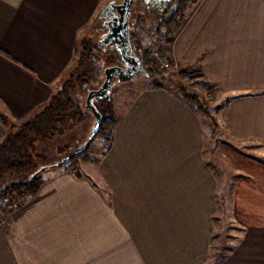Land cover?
<instances>
[{"label": "crops", "instance_id": "obj_1", "mask_svg": "<svg viewBox=\"0 0 264 264\" xmlns=\"http://www.w3.org/2000/svg\"><path fill=\"white\" fill-rule=\"evenodd\" d=\"M113 3L0 0V143L2 117L19 125L49 102ZM172 50L226 102L223 190L205 152L209 117L148 80L116 112L92 175L54 170L0 221V264H264V0H197Z\"/></svg>", "mask_w": 264, "mask_h": 264}, {"label": "rangeland", "instance_id": "obj_2", "mask_svg": "<svg viewBox=\"0 0 264 264\" xmlns=\"http://www.w3.org/2000/svg\"><path fill=\"white\" fill-rule=\"evenodd\" d=\"M122 1L123 0H117V3H121ZM196 2L197 0H188L186 9L183 13L181 22L182 24H184L188 18L189 9H191V7H193ZM166 3L167 2L165 0H134L131 9L130 27L128 31L131 44L133 46L134 53L132 52V54L136 55L138 53H142V51H138L136 47L137 45H140L142 49L151 48V57L153 60L152 66L157 71V74H159L160 77L164 79V82L167 81L169 84L168 87L173 90H175V87L184 88L190 94L197 96L205 109L208 110L213 120L209 118L212 123L208 121V119H206L204 123L206 130L205 135L207 136L205 152L207 154V159L211 162L213 169L215 170V174L218 175L219 191H221L223 190V183L220 178H222L226 171L229 172V175H232L231 167L229 168L227 164L225 165L226 162L222 155L221 150L223 145H221L222 138L218 128L217 120V113L219 112L218 109L224 104V100L221 98L218 88L211 85L210 82H207L206 79L203 78L202 70L199 66H193V68H191L189 65H187L182 67V64L174 59V55L171 53V51H173L172 48L174 47L175 38L179 31L176 30L174 33L160 29L158 31L159 20L152 10L155 6H159L162 8V10H165ZM170 11V14H172L174 12V8H172ZM157 14H160V12ZM139 15L143 18V20L138 21L136 19V17ZM105 33L106 28L100 29V25L95 24L89 29L86 37L90 35L93 39V42H102L104 40V43H106L105 45H109L107 44L108 42L106 37L104 38ZM155 52H159L160 54L165 55L167 58L170 57L171 61L174 64H178L180 67H173V64L170 65L169 68L162 67L161 62L155 55ZM78 63H81L80 56L76 55L74 64L64 76L59 89H61L62 85L69 79L72 73L78 75L83 72H87L90 74V76L96 78L98 82L90 85L88 89H78V92L72 96L76 104L81 108L80 110L84 115L81 121L66 128L62 133L55 134L50 139L36 142V145L33 149V154H39L41 156L36 158L37 167H50L45 170L43 174L44 176L57 169H67L65 168L66 166H52L58 164L66 156L71 155L73 152L81 148L89 139L93 130L95 117L93 113L85 106L86 97L90 90L98 88L99 83L104 80V71L106 67L104 68V62L102 59L96 60L95 58H88L83 63ZM148 80H150L149 84H151L152 80L149 79L143 72L137 73L132 79L128 81H119L117 77H115L112 87L107 93V100L104 101V103H98L95 101V104L104 115L111 119H115L116 112L124 109L126 101H130V98L134 99L139 90L143 88ZM17 130L18 128L15 129V131ZM99 143H102V145H99ZM109 146L110 145L105 143L103 139L96 138L89 148L91 157L95 158V161L84 163L81 162L76 167H74V169L77 170L76 168H78L80 165L85 174L92 175L94 171L85 165L97 162L100 157L103 156L104 152L108 150ZM208 156L212 157V161L210 158H208ZM222 165L225 167L223 168ZM22 178L24 177L9 175L6 179L7 181H15ZM94 183L99 184L101 189L104 192H107V187L97 177L96 181L94 180ZM225 185L227 184L225 183ZM22 200L23 199L20 200L19 204L13 210H9V208L6 207V203H1V208L5 207V213L4 216L0 217V221L11 220L14 210L21 205ZM219 204H221V201H219ZM218 215H220V211L218 212ZM216 225V236L220 238L222 235L221 221H217Z\"/></svg>", "mask_w": 264, "mask_h": 264}, {"label": "trees", "instance_id": "obj_3", "mask_svg": "<svg viewBox=\"0 0 264 264\" xmlns=\"http://www.w3.org/2000/svg\"><path fill=\"white\" fill-rule=\"evenodd\" d=\"M187 3L188 0H169L165 5V10H162L159 6L153 7V13L156 14L159 20L158 31L159 29L167 30L172 33L176 30L180 31L183 25L181 22ZM172 8H174V12L170 14ZM158 12H160V14H157ZM109 19V12L103 9L93 20L92 26L96 24L100 25V29L106 28ZM136 19L138 21L143 20L140 15L136 17ZM109 45H105L101 41L93 42L90 35L88 37L83 36L76 46V55L80 56L81 63L88 58H95L96 60H103L104 68L111 65H122L124 61L120 49L116 45ZM136 47L138 51H142V53H138L136 56H138L143 63L144 74L152 80L150 84L151 88L169 89L170 87H168L169 84L167 81L164 82V79L157 74V71L152 66L151 48L142 49L140 45ZM131 48L133 52L132 44ZM102 81L99 83L98 87L101 85ZM97 82L98 80L90 76L87 72L78 75L72 73L69 79L62 85L61 89L52 95L49 102L28 120L15 126V124H11L7 118L4 116L2 117V120L9 128V132L0 143V204L37 195L45 182L43 174L45 170L50 167H46L44 171L38 172L40 167L36 165V158L41 156L39 154H33L36 142L50 139L55 134L62 133L66 128L81 121L84 115L72 96L78 92V89H88L90 85ZM175 91H177L185 101L195 106L200 113L212 119L208 110L205 109L197 96L190 94L182 87H175ZM106 100L107 94L102 99L94 98L93 103L95 104V101L104 103ZM225 103L226 102H224V104ZM96 107L98 106L96 105ZM218 110H220V108ZM101 114L102 123L95 139L101 138L105 143L110 145L114 137L117 119H111L102 112ZM16 128H18L17 131H15ZM90 146L83 152L71 156L64 164L53 165L52 167L66 166L65 168L71 169L81 162L95 161V158L91 157L89 152ZM9 175L21 176L24 178L15 181H7L6 178ZM33 175H35V177L30 181Z\"/></svg>", "mask_w": 264, "mask_h": 264}, {"label": "water", "instance_id": "obj_4", "mask_svg": "<svg viewBox=\"0 0 264 264\" xmlns=\"http://www.w3.org/2000/svg\"><path fill=\"white\" fill-rule=\"evenodd\" d=\"M133 2L134 0H123L121 3H113L106 9V11L109 12L110 19L106 24V33L104 34V38L106 37V40L108 42L107 44L111 43V45H116L120 49L122 59L127 65H111L105 68V77L101 85L96 89L90 90L86 97L85 105L95 117L93 130L89 139L81 148L73 152L71 155L66 156L56 165H62L67 162L71 156L86 150L92 144L96 135L98 134L100 125L102 123V114L93 103V99L104 98L112 87V83L115 77H117L119 81H128L132 79L137 73H144L142 61L138 56L132 54V48L128 33L130 27L129 19ZM102 42L104 43V40ZM45 169L46 167L40 168L38 172L44 171ZM35 175L31 177L30 181L33 180Z\"/></svg>", "mask_w": 264, "mask_h": 264}, {"label": "built area", "instance_id": "obj_5", "mask_svg": "<svg viewBox=\"0 0 264 264\" xmlns=\"http://www.w3.org/2000/svg\"><path fill=\"white\" fill-rule=\"evenodd\" d=\"M155 55L157 56V58L161 62L162 67H164V68H169L170 65H172V64H173V67H180V66H178V64H174L171 61L170 57L167 58L165 55L160 54L159 52H155ZM19 202H20V200H16V201H12V202H7L6 203V207H8L9 210H13L19 204ZM4 208L5 207H3V208L0 209V217L4 216V213H5Z\"/></svg>", "mask_w": 264, "mask_h": 264}, {"label": "flooded vegetation", "instance_id": "obj_6", "mask_svg": "<svg viewBox=\"0 0 264 264\" xmlns=\"http://www.w3.org/2000/svg\"><path fill=\"white\" fill-rule=\"evenodd\" d=\"M162 1H163V0H162ZM165 1L168 2L169 0H165ZM122 65H123V66H124V65L126 66L127 64H125V63L123 62Z\"/></svg>", "mask_w": 264, "mask_h": 264}]
</instances>
